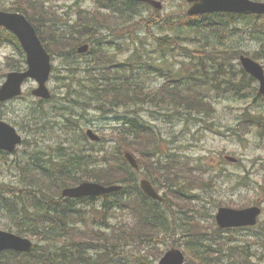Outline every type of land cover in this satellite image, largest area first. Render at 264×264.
Instances as JSON below:
<instances>
[{
	"label": "trees",
	"instance_id": "1",
	"mask_svg": "<svg viewBox=\"0 0 264 264\" xmlns=\"http://www.w3.org/2000/svg\"><path fill=\"white\" fill-rule=\"evenodd\" d=\"M94 1L99 11L92 15L78 16L70 26L63 22L62 18L48 13L43 6L44 0H14L11 9L20 10L28 17L50 54L70 56L75 54L77 44L94 43L88 52L93 56L92 61L89 63L90 67L84 69L83 79L90 81V99L103 112H112L127 103L143 105L153 97L161 99L166 106L170 101L176 107H191L190 111L194 112L212 110L210 103L198 105L196 97L201 94L198 91L201 86L200 84L189 86L188 79L183 82L178 77H168L154 91L146 89L138 81L143 78L140 73L145 72V69L136 67L135 64L151 65L150 63L155 61L169 64L172 63L174 56L182 57L179 61L182 64L190 61L221 65L226 59L222 53L219 55L210 48L207 49L206 45L194 51V55H184L181 47H186L183 44L185 40L192 39L196 43L209 39L210 36L205 34V31L190 34L188 30L181 28L182 23L199 25L202 29L214 31L219 38L225 39L234 30L242 29L246 34L235 35L240 36L243 44L261 42V47H255L251 56L264 62V16L238 17L215 14L199 17L198 20L187 16L176 19L171 13L150 9L143 15L142 6L149 7L132 0H113L114 2L109 5L103 0ZM181 4L185 7L183 3ZM101 8H107L108 13H102ZM176 22L180 25L179 30L174 26ZM128 27V33L119 36L121 42L115 44L116 53L109 54L106 47L113 43L101 42L100 32L113 31L117 28L127 30ZM135 28L142 30L141 33L145 35L142 40L134 34ZM147 40H151L150 48L159 53L161 58L151 62L140 61L144 50L148 51ZM0 41L15 44L20 59L7 58V66L9 69L19 70L23 53L14 36L0 29ZM125 44L134 45L132 52L122 61H116V54L125 50L123 47ZM235 56L237 53L232 59ZM153 69L161 71L159 68ZM165 70L170 72L169 68ZM134 72L138 75H132ZM127 77L135 81L134 88L125 86ZM97 81H105L106 85L96 87ZM72 93L75 92L68 87L67 96ZM262 120V117L243 118L241 126L247 127L252 124L258 128L259 134L264 136ZM114 131L115 143L112 152L85 155L77 153L74 148L67 151L62 147L47 146L44 150L40 148L25 150L10 161L11 165L7 166L15 168L19 176L13 182L0 181V214L6 221L1 226L17 234L30 236L36 239L37 243L34 251L28 254L12 251L0 253V264H155L160 255L155 243L159 241L158 239L171 238L174 235L178 214L174 211L167 215L163 209H159L157 202L151 201L140 192L134 172L122 158L121 149L138 150L139 147L146 148V143L152 148L161 140L157 132L154 131V134L134 119H131L128 127L125 119H122ZM145 137L152 138V143L146 141ZM23 145H27L26 140L23 141ZM70 147L72 146L68 145L67 148ZM0 163H4V160H0ZM163 169L164 172L160 173L159 179L164 180L168 186L174 184L170 181L173 169L166 166ZM82 180H93L105 185L119 182L123 183V187L118 192L98 199L97 203L95 202L97 199L72 200L60 197L61 188L75 185ZM165 194L168 198L183 197L170 191L168 187ZM126 211L135 216L134 223L129 226L122 222H115L112 225L108 223L109 217L116 219ZM179 213L187 215V209ZM77 220L84 225L79 227ZM187 221L189 225L181 224L186 228L187 236L202 248V252L194 254L196 264H222L219 252L213 247L216 244L207 242L209 236L212 237V241H216V238L208 234L205 226L194 217L192 221ZM217 239L221 241L220 238ZM258 242L262 253L264 239ZM227 251L240 254L242 262L248 264H251L249 256L255 254L254 252L249 254L244 250L238 252L235 248Z\"/></svg>",
	"mask_w": 264,
	"mask_h": 264
},
{
	"label": "rangeland",
	"instance_id": "2",
	"mask_svg": "<svg viewBox=\"0 0 264 264\" xmlns=\"http://www.w3.org/2000/svg\"><path fill=\"white\" fill-rule=\"evenodd\" d=\"M8 1L9 0H0V7L8 6ZM177 1L180 0H164V12L171 13L176 19L181 17L183 18L185 16L197 20L199 19V15L189 16L187 10L181 3H177ZM256 1L264 2V0ZM50 2L60 14L65 16V18L69 19L71 17L66 21L68 25L73 23L77 13L81 10V8H84L83 6L85 4L91 5L90 2L78 0H50ZM174 26L178 30L180 29L178 22H176ZM181 28L188 30L190 34L196 32L203 33V31H205V34H209L210 36L209 39L206 38L205 40H199L196 43L192 39L185 40L183 44L187 48L181 47V52L184 55H194V51L200 50L201 46L204 47L206 45L207 49L210 48L213 52L219 55L222 53L226 59L222 62L221 67L216 64H209L208 62L192 63L188 61L187 66L179 70L177 66L182 57L175 56L173 58L174 64H172L174 67L169 68L170 73H172L175 77L180 78L183 82L188 79L189 82L187 84L189 86L193 84H200L202 93L197 95V97L195 96L198 98L196 99L199 103L198 105L210 103V98L204 94V90L206 89L212 90L218 94L232 95L236 99L235 101L234 99L224 98L214 103L216 113L214 114V118H212V120H214L212 127H216L218 133L214 131L201 130L200 132L203 134H199L194 138L191 136L187 137L185 135H182L180 138L181 144L192 142V145L190 144L188 147H186L188 144L182 145L184 148H181V152H184L193 158L201 157V163L207 165L208 167H212L211 169H213V171H211V173L215 172L213 186L205 187V190L200 193L201 197L197 200H192L190 205L193 208H207L211 215L212 212H216L219 205L236 208L243 205H252L256 201L260 202V200L264 198V194L262 192V187L264 186V140L260 138L254 129H251L250 132L244 131L242 133L240 130L242 119L237 115H239L238 113L241 112L242 109L248 110L250 108L263 107L264 97L259 95V85L250 83L247 78L235 74L231 71L229 64L230 61L234 62L232 56L239 52V49H245L246 53L251 54L255 46L261 47V42L258 44H243L240 36L235 35L246 34L242 32L241 28V30L238 31L234 30V32L229 35L227 39L219 38L216 35L217 33L214 31L204 30L199 25L182 23ZM151 45V41H148L147 48L149 50L143 53L140 61L151 62V60L155 61L158 58H161L159 53L150 49ZM241 52H243V50H241ZM10 54H14V48L9 44H0V67L2 69L5 57ZM128 54L129 51H124L123 54L118 55V58L123 59ZM85 61V58H76L74 61L70 57H60L58 55V57H55L54 65L56 64L59 69H63L64 66L67 68L73 67L80 69L85 66ZM139 66L140 68L144 67V69L148 68L146 63H141ZM222 71H225L226 73H220ZM80 75L81 74H79V76ZM129 77H127L128 79L125 81V86L129 85L130 88H134L135 81L133 78ZM3 80L4 77L1 76L0 84ZM66 83V78L61 79L58 76L49 81L48 87L56 95H62L64 92L62 87ZM105 83V81H97L95 86L97 87L98 85L99 87H102L106 85ZM35 86L36 84L33 80H28L23 85V91L30 92V90ZM26 95L27 94L23 96L24 98H18L6 103V106L4 107L0 106V115L4 120H10L7 122H10L13 125L14 122L23 126L28 124V117L32 115L34 111L33 103L36 101L33 102V98L30 95ZM170 95L172 96L171 93ZM80 100L83 101L85 98H80ZM163 103L164 102H162L161 99L153 97L152 100H149L148 103H146V106L152 111L154 116H160L164 113L166 108V105ZM47 107L49 110L45 115L46 123L43 120H41L39 124L37 122L38 135L27 134L26 137L31 143H38V147L41 150H44L46 145L45 142L50 143V141L53 146H56V148H65L67 146V144L64 143L66 140L65 135L58 128V125L64 121L63 114L60 110L52 111L49 106ZM86 108V110L89 111L88 107ZM179 108L186 112H194L190 111L191 107L188 108L187 106H184ZM68 111L72 112L70 109ZM81 112L82 110L78 109V113H72L76 118H78L77 122L79 127L77 132H80L81 127L84 130L90 127V129L99 135L100 138H106L101 147H107L111 144L112 140L108 137L111 133L110 126L114 125L116 118L120 113H122V110H118L116 113L110 115H107L105 112L92 110L89 111L88 114H80ZM188 120L194 121V118L189 115ZM180 127L181 125L178 126V129ZM21 135L23 136V133ZM75 139L76 138L73 140ZM22 149L24 148L18 147L17 150L20 152ZM81 152L85 155H89V150L85 146L81 147ZM135 155L137 156L138 154ZM224 155H230L238 158L240 164L235 165L224 160ZM9 157L11 158V156ZM140 165L142 166L141 169L144 172L147 170L146 168L149 169L154 167L151 158L141 159ZM223 168H225L226 174H223ZM12 173H14V171L11 167L0 164V181L10 182L9 180L13 178ZM257 188L259 189L258 192ZM203 221H211V216L207 215ZM0 222H4L1 214ZM180 222L181 221H178L177 225L180 224ZM260 224L262 226L260 231L264 233V216H261ZM255 230L257 232L259 231L258 226L255 227ZM213 231L215 236L221 233V229L217 225H213ZM178 232H180V230H178ZM254 233L255 231L252 230H239L225 233L224 236L225 238L230 237L233 244H239V246L245 245V247L247 245V251L250 252L255 248L254 244L249 243L251 238L250 235ZM182 236V239H177L175 244L176 248L182 250L190 257H194V254L198 255V252H202V248H199L198 244L193 242L191 238L187 236L186 228H184ZM176 238L175 234L174 239ZM246 240H248V242ZM170 244V240L164 239L162 249L170 248ZM225 249L226 248H224V251ZM254 261L259 264H264V252L255 254ZM225 262H228L227 259Z\"/></svg>",
	"mask_w": 264,
	"mask_h": 264
},
{
	"label": "water",
	"instance_id": "3",
	"mask_svg": "<svg viewBox=\"0 0 264 264\" xmlns=\"http://www.w3.org/2000/svg\"><path fill=\"white\" fill-rule=\"evenodd\" d=\"M153 5L155 8H161L159 1L139 0ZM192 3L188 9L190 14H200L206 12L225 11L240 14H264V3H255L249 0H187ZM0 25L13 31L19 38L24 50L27 53L28 70L25 72H10L6 76V80L0 87V102L17 96L21 93V83L30 76L39 82V87L33 90V94L42 97H48L44 82L48 77L50 70L49 57L43 49L35 30L26 21L25 17L17 13L0 12ZM87 46L83 45L78 48V52H85ZM239 61L244 70L250 73L259 81L260 90L264 93V73L261 65L250 57L241 55ZM87 136L92 140H98L90 129L87 130ZM21 138L15 129L9 124L0 121V149L13 151L16 144L20 143ZM125 158L132 167H136L134 158L127 152L124 153ZM142 189L151 197L161 200V198L153 191L149 183L145 180L140 182ZM119 187L110 186L103 187L97 183L84 182L74 188L64 189L63 196L80 197L84 195H98ZM259 213L257 207H250L241 210H232L221 208L216 216L220 226H240L252 225ZM32 248V244L27 238L1 231L0 230V251L3 249H14L18 251H28ZM183 255L176 249L167 251L160 259L159 264H182Z\"/></svg>",
	"mask_w": 264,
	"mask_h": 264
},
{
	"label": "bare ground",
	"instance_id": "4",
	"mask_svg": "<svg viewBox=\"0 0 264 264\" xmlns=\"http://www.w3.org/2000/svg\"><path fill=\"white\" fill-rule=\"evenodd\" d=\"M255 3H264L262 1H256V0H249ZM188 12V11H187ZM189 16H197L198 14H190L188 13ZM264 16V15H263ZM259 95L264 97V93L260 90V87H258ZM99 136V135H98ZM100 137V136H99Z\"/></svg>",
	"mask_w": 264,
	"mask_h": 264
}]
</instances>
